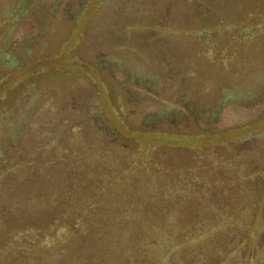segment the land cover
Returning <instances> with one entry per match:
<instances>
[{
    "label": "trees",
    "instance_id": "trees-1",
    "mask_svg": "<svg viewBox=\"0 0 264 264\" xmlns=\"http://www.w3.org/2000/svg\"><path fill=\"white\" fill-rule=\"evenodd\" d=\"M94 1L0 0V264H264V130L160 151L264 123V0Z\"/></svg>",
    "mask_w": 264,
    "mask_h": 264
},
{
    "label": "rangeland",
    "instance_id": "rangeland-1",
    "mask_svg": "<svg viewBox=\"0 0 264 264\" xmlns=\"http://www.w3.org/2000/svg\"><path fill=\"white\" fill-rule=\"evenodd\" d=\"M101 1H104V0H95L94 1L90 16L95 13V11H96L95 9ZM82 50H83L82 54L88 55V53H89L88 51L90 50V47L85 45L84 47H82ZM30 70H31V66H24L22 68L21 74H19V75L14 74L11 77H9V79L6 81L5 85L0 86V93L3 89H5V87L8 84L16 85L18 82L21 83L23 76L36 77V76H29L28 75ZM18 77H21V79L19 80ZM76 77L77 76H75V75L74 76H60V77H58V79L60 78L61 81L66 80L68 84H71V82H73V81H78V79ZM25 81H26V79H25ZM50 83H51V81H47L45 83L46 87H48V85ZM260 109H262V107H258V108L257 107H239L237 105H228L227 107H225L223 109L222 118H221L220 123L217 125V127L218 128H234V127H237L238 125L242 124L245 121H249L251 119H254V117L258 114ZM262 130H264V123H261L259 125H255L254 127L250 128L246 132H242L241 130L235 129L234 131H231L230 133H227L225 136L219 137V138L215 139L214 141H209L207 137L203 136L202 138H200L198 140H194V141L189 140L187 143H185L186 146H189V147H167L166 146L163 148L161 147L160 151H162L161 153H166L167 155H170V157H174V155H176L178 151H183V152L187 151L186 154L188 156L192 157L193 155H196L197 153H204L205 151L213 150V146L215 144H219L222 142L227 143L228 145L229 144L236 145L235 143H238L240 138L257 134L259 132H262ZM133 136L135 138L139 139L141 137H145L146 134H139V135L133 134ZM263 137H264V131H263V135L261 138H263ZM142 143L149 145L147 142H145L143 140H142ZM167 143L177 144L178 141L168 140ZM223 148H227V147H223ZM153 149L151 146L149 147L148 153H150V155H152L153 153H157V151H158V150H153ZM172 160H174V159H172Z\"/></svg>",
    "mask_w": 264,
    "mask_h": 264
}]
</instances>
